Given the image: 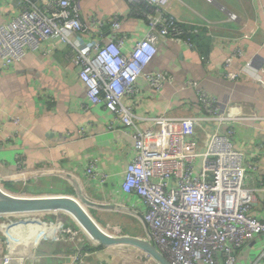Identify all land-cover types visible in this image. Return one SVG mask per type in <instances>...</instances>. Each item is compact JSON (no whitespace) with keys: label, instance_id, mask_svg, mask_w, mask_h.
Masks as SVG:
<instances>
[{"label":"crops","instance_id":"crops-1","mask_svg":"<svg viewBox=\"0 0 264 264\" xmlns=\"http://www.w3.org/2000/svg\"><path fill=\"white\" fill-rule=\"evenodd\" d=\"M15 11L12 0H0V24ZM130 11L127 0H80L81 17L87 25L89 17L107 20L113 14L122 16L120 33L127 36L126 53L147 31L144 18ZM166 14L185 25L182 28L190 33L183 38L189 37L190 45L158 43L143 73L166 71L171 81L156 91L141 75L136 81L138 93L132 99H122L123 104L136 103L137 125L146 129L155 125L153 117L162 114L182 117L201 113L200 93L215 97L218 112L230 119L234 148L251 157L264 146V71L257 69L264 58V0H169ZM230 15L235 19L229 20ZM101 33L105 42L109 26L102 27ZM79 36L83 50L97 38L86 33ZM46 48L42 44L12 67L5 68L0 61V190L16 196H82L99 205L86 208L101 226L117 227L120 234L142 239L146 230L141 217L119 207L133 139L110 111L88 102L79 69L67 60L65 47L44 53ZM237 48L241 55L233 59L232 68L238 78L228 81L221 69ZM248 62L251 69L247 67L246 72L241 68ZM257 76L263 84L253 81ZM185 81L191 85L183 89ZM216 125L198 129V145L206 146ZM16 152L24 156L23 177L13 159ZM91 162L105 175L102 183L86 177L84 167ZM92 185L97 186V192ZM63 210L68 212L49 208L37 213ZM12 214L1 213L0 217ZM19 222L8 230L14 254L10 264H143L130 258L122 244L94 247L86 238L89 254L79 262L74 257L80 242L35 245L30 224ZM24 239L29 241L22 243ZM259 248L251 243L243 255L255 256Z\"/></svg>","mask_w":264,"mask_h":264},{"label":"built area","instance_id":"built-area-1","mask_svg":"<svg viewBox=\"0 0 264 264\" xmlns=\"http://www.w3.org/2000/svg\"><path fill=\"white\" fill-rule=\"evenodd\" d=\"M12 1L16 11L0 24L2 65L14 66L42 44L47 45L44 53L65 47L67 60L79 69L78 78L86 87L88 102L110 111L133 139L119 207L141 217L146 233L140 240L152 245L166 264H264V213H258L264 211V146L251 157L246 151L235 149L230 119L218 112L216 98L204 93L199 95L201 113L182 117L162 114L153 117L155 125L146 129L137 125L136 103L122 102L138 93L136 81L141 75L156 91L171 81L166 71L143 73L158 43L190 45V38H183L190 32L166 14L169 0H127L132 14H139L142 5L147 7L142 11L147 31L127 53V36L120 33V14L107 20L89 17L88 26L81 17L80 0ZM234 19V15L229 16V20ZM106 25L109 33L103 42L101 29ZM82 33L97 37L87 50L80 44ZM240 55L237 48L225 59L221 74L226 80H237L239 73L232 63ZM247 67L251 69L249 62L241 69L247 72ZM257 69L264 71V58ZM252 79L263 84L258 76ZM190 85L185 81L182 88ZM216 122L206 146L198 145V129ZM23 158L22 152L14 153L17 173L22 177L26 175ZM84 170L93 181L105 180L94 162ZM92 186L97 192V186ZM96 224L111 237L126 236L117 227L106 228L97 221ZM39 233L38 244L80 242L74 257L79 262L89 254L85 238L94 247L100 246L79 224L65 229L44 226ZM251 243L260 245L257 254L243 255ZM122 246L132 259L159 264L144 248ZM13 255L8 238L0 236V264H10Z\"/></svg>","mask_w":264,"mask_h":264},{"label":"water","instance_id":"water-1","mask_svg":"<svg viewBox=\"0 0 264 264\" xmlns=\"http://www.w3.org/2000/svg\"><path fill=\"white\" fill-rule=\"evenodd\" d=\"M87 206H99L82 196L72 198L67 196H16L2 192L0 190V214L1 213H19L38 210L66 209L77 220L78 224L97 241L100 245L113 246L116 244H132L144 248L151 253L153 258L159 264H166L155 248L148 243L134 237L124 236L114 238L102 231L98 225L90 218L86 211ZM85 207V209H84ZM64 211V210H63Z\"/></svg>","mask_w":264,"mask_h":264},{"label":"rangeland","instance_id":"rangeland-1","mask_svg":"<svg viewBox=\"0 0 264 264\" xmlns=\"http://www.w3.org/2000/svg\"><path fill=\"white\" fill-rule=\"evenodd\" d=\"M91 209V207H90ZM38 211H29V212H17L7 217H0V236L8 238V230L15 228L13 223L16 221H22L24 223H29V229L31 223L35 231L41 232L44 226L53 229L57 227L58 229L63 228L65 229L68 225H73L74 227L78 226V222L74 217L68 215L65 211H60L58 213L53 212H44V213H37ZM16 215V216H15ZM7 227V228H5ZM27 227V226H26ZM20 229V228H19ZM19 238V237H18ZM23 239V238H20ZM26 242L29 241L28 239H24Z\"/></svg>","mask_w":264,"mask_h":264},{"label":"bare ground","instance_id":"bare-ground-1","mask_svg":"<svg viewBox=\"0 0 264 264\" xmlns=\"http://www.w3.org/2000/svg\"><path fill=\"white\" fill-rule=\"evenodd\" d=\"M68 211V210H67ZM88 212V211H87ZM40 213H44V212H42V211H39V213L38 214H40ZM68 213V215H70L71 217H73V215L68 211L67 212ZM95 223H96V220L94 219V217H90ZM33 226L34 225H32V227L30 228V230H29V234L31 235V237L34 239V244L35 245H38V241H39V239H40V233H39V231H35V229L33 228ZM101 229V228H100ZM102 230V229H101ZM104 231V230H103Z\"/></svg>","mask_w":264,"mask_h":264},{"label":"trees","instance_id":"trees-1","mask_svg":"<svg viewBox=\"0 0 264 264\" xmlns=\"http://www.w3.org/2000/svg\"><path fill=\"white\" fill-rule=\"evenodd\" d=\"M147 10V7L146 6H144V5H142L141 6V12L139 13V15L138 16H142V11H146ZM141 14V15H140ZM179 26L182 28H185V25H183V24H179ZM86 211H88V210H86Z\"/></svg>","mask_w":264,"mask_h":264}]
</instances>
